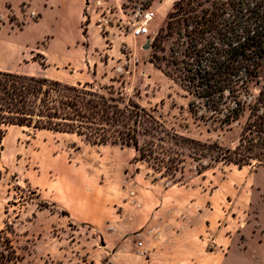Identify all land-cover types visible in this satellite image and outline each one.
Listing matches in <instances>:
<instances>
[{
    "label": "rangeland",
    "instance_id": "rangeland-1",
    "mask_svg": "<svg viewBox=\"0 0 264 264\" xmlns=\"http://www.w3.org/2000/svg\"><path fill=\"white\" fill-rule=\"evenodd\" d=\"M179 1L0 0V38L10 33L34 47L24 65L30 76L96 82L172 132L235 149L264 74L242 94L237 121L223 123L203 103L193 113V98L151 63L180 46L177 36L164 42L165 52L154 45ZM227 1L200 0L205 8ZM147 13L154 14L148 33L138 36ZM1 128L0 243L9 240L17 264H147L152 255L154 264H264V167L241 169L181 149V171L163 177L132 148Z\"/></svg>",
    "mask_w": 264,
    "mask_h": 264
},
{
    "label": "trees",
    "instance_id": "trees-1",
    "mask_svg": "<svg viewBox=\"0 0 264 264\" xmlns=\"http://www.w3.org/2000/svg\"><path fill=\"white\" fill-rule=\"evenodd\" d=\"M174 36L180 46L171 47L169 58L154 55L151 63L193 98V113L203 103L222 113L223 123L237 121L246 107L242 94L264 74V0L212 2L210 8L200 0H180L155 48L165 52L164 42ZM106 90L96 82L68 85L0 71V141L2 126L74 134L92 145L132 148L155 172L173 178L185 162L181 149L241 169L253 163L264 167V91L250 105L236 148L225 149L172 132L136 101ZM19 260L6 238L0 264Z\"/></svg>",
    "mask_w": 264,
    "mask_h": 264
},
{
    "label": "crops",
    "instance_id": "crops-1",
    "mask_svg": "<svg viewBox=\"0 0 264 264\" xmlns=\"http://www.w3.org/2000/svg\"><path fill=\"white\" fill-rule=\"evenodd\" d=\"M29 10H31L32 5L28 3ZM34 11V10H32ZM38 13V11H35ZM17 16V15H16ZM18 17V16H17ZM6 15L2 14L1 19L5 20ZM18 36L13 34H5L2 38H0V71L4 72H11V73H17L22 75H29L26 73L25 66L28 65V55H33V46L28 45L25 42H19L17 39ZM37 77H42L38 76ZM158 211H156V215L158 214ZM181 234V233H180ZM162 234L160 233L159 236H157V241L161 242ZM216 242V241H215ZM216 250L220 249V246L215 247ZM154 253V251H153ZM207 257H209V253H206ZM216 254V251L210 253ZM157 255V254H155ZM151 258L147 260V264H154L153 261V255L150 256Z\"/></svg>",
    "mask_w": 264,
    "mask_h": 264
},
{
    "label": "built area",
    "instance_id": "built-area-1",
    "mask_svg": "<svg viewBox=\"0 0 264 264\" xmlns=\"http://www.w3.org/2000/svg\"><path fill=\"white\" fill-rule=\"evenodd\" d=\"M154 16L153 13H147L145 16H144V21L142 22V26L140 28H138L136 31H135V34L140 36V35H145L148 33V29L146 27V25L148 24V22L152 19V17ZM143 244L140 243L139 246L141 247Z\"/></svg>",
    "mask_w": 264,
    "mask_h": 264
},
{
    "label": "water",
    "instance_id": "water-1",
    "mask_svg": "<svg viewBox=\"0 0 264 264\" xmlns=\"http://www.w3.org/2000/svg\"><path fill=\"white\" fill-rule=\"evenodd\" d=\"M149 47H150V46L148 45V46L145 47V49H149Z\"/></svg>",
    "mask_w": 264,
    "mask_h": 264
}]
</instances>
